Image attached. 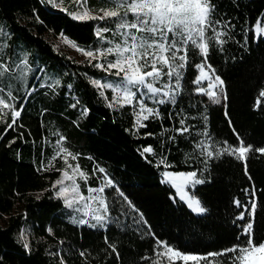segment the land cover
Wrapping results in <instances>:
<instances>
[{
    "label": "trees",
    "instance_id": "1",
    "mask_svg": "<svg viewBox=\"0 0 264 264\" xmlns=\"http://www.w3.org/2000/svg\"><path fill=\"white\" fill-rule=\"evenodd\" d=\"M76 1L0 0V19L48 73L21 89L10 69L0 85V264H243L248 248L264 245V0H203L206 16L190 38L180 23L132 29L143 72L159 44L167 56L156 62L161 74L147 78L167 94L143 91L151 114L140 125V95L111 104V90L97 84L125 85L96 55L138 22L133 0H81L93 14L114 12L85 19L72 16ZM56 35L93 57L56 49ZM200 65L220 79L223 104L196 93ZM67 169L79 192L102 195L97 215L56 195L54 180H73ZM168 171L194 173L186 190L203 215L162 181Z\"/></svg>",
    "mask_w": 264,
    "mask_h": 264
},
{
    "label": "rangeland",
    "instance_id": "2",
    "mask_svg": "<svg viewBox=\"0 0 264 264\" xmlns=\"http://www.w3.org/2000/svg\"><path fill=\"white\" fill-rule=\"evenodd\" d=\"M51 2L59 5L58 0H51ZM202 2L203 0H133L130 3L129 10L135 12L137 16H141L138 22L120 27L121 41L112 43L113 45L110 48L100 51L99 54L96 55L99 57L103 56L107 59L108 70L112 68L116 73L123 72L122 80L125 82L124 86L109 85L107 83V86H105L103 83H97L101 87V91H104L106 88L111 90V98L109 99L111 104L133 103L136 94L140 95V98L136 101L138 110L135 115V122L137 125H140L141 121L145 119L147 115L151 114V109L143 104V91L147 90L149 93L167 94L163 89H157L147 82V78L161 74L160 66L157 65L156 62L163 64L167 61V56L164 54L165 50H161L164 45L159 44L150 62L152 67L148 71L143 72L139 62L140 52L137 50L139 46V41L137 42V40L140 38H138V36L141 35H139L140 33H136L137 37L135 36L134 38L132 29L139 30V32L142 30L155 32L160 30L163 26L172 28L174 23H180L185 29H190L188 36V38H190L193 35H197L198 29L202 26L206 16L207 7L204 6ZM112 13L114 12L106 10L101 15L93 14L87 10L81 3V0L75 2L74 9L71 12L72 16L78 19H85L90 16H98L100 18ZM141 24H145V26L142 27ZM192 24L195 26L193 27ZM261 30H259V33L255 34H263V29L261 28ZM51 41L56 49L66 52L69 56L77 60L93 57V55L76 46L62 35L54 36ZM200 46L201 49H204L202 43H200ZM153 52L154 51H152V53ZM45 67L46 65H44V59L41 54L38 53L33 46H28L21 40L13 38L10 34L8 24L0 19V85L7 86L4 77L6 76L5 73H12L10 69L15 70V76L19 80L17 82L21 86V89L25 87L31 76L36 75L37 71H39L37 79L40 82L47 81L48 73ZM10 76L12 77V74H10ZM195 83L200 86L196 89V93L206 97L211 102L217 104L224 103L225 96L223 85L220 79L214 75L208 66H199L198 77ZM127 85L137 86V91L134 92L130 90V88L126 87ZM0 94L2 93L0 92ZM0 104L5 105V100L0 98ZM13 114L17 115L18 112L13 111ZM245 151L246 150L242 147L236 149V152L241 157L244 156ZM66 173L73 179V182L61 176L54 180V184L57 188L56 195L60 197L66 205L74 207L79 211L83 210L85 215H97L100 209L103 208L102 195L97 191L92 192L90 188L87 189V193L79 192L74 186V184H76L78 187L79 183L76 177L71 174V170L69 169H67ZM180 175L182 174L177 176ZM102 188L103 185L100 186L99 190L101 191ZM252 210L253 206L249 211L250 215L252 214ZM243 216L242 213L239 218H243ZM245 231L246 227L243 233ZM246 251L248 253L243 258V264H264V245L254 250L248 248ZM171 258L176 260L179 257L176 253H172ZM181 259L183 261L195 260L194 257H181Z\"/></svg>",
    "mask_w": 264,
    "mask_h": 264
},
{
    "label": "bare ground",
    "instance_id": "3",
    "mask_svg": "<svg viewBox=\"0 0 264 264\" xmlns=\"http://www.w3.org/2000/svg\"><path fill=\"white\" fill-rule=\"evenodd\" d=\"M256 32L259 33V28L256 29ZM177 175L179 174H172L170 172H167L165 173L164 178L165 180H168L169 182H171V184L174 186L178 194L187 200V203L189 204L190 207H192L195 210L199 209L198 207L199 205L197 201L192 200L190 195H188L185 190L183 191V186H185L184 183H186V185L191 183L193 179L192 176L190 174L183 175V176L182 175L177 176Z\"/></svg>",
    "mask_w": 264,
    "mask_h": 264
},
{
    "label": "water",
    "instance_id": "4",
    "mask_svg": "<svg viewBox=\"0 0 264 264\" xmlns=\"http://www.w3.org/2000/svg\"><path fill=\"white\" fill-rule=\"evenodd\" d=\"M257 25L260 26V24H257ZM256 36L259 37V34H257ZM168 172H170V171H168ZM170 173H172V174H182V175L190 174V175L192 176V178H193V175H194V173H192V172H186V173H185V172H178V173L170 172ZM162 181H163L164 183L169 184V185L173 188V190H174V192H175V197L178 198L181 202H183V203L186 205V207H187V208H188L193 214H195V215H203V214L205 213V209H203V208L201 207V205H200V203H199V201H198L197 199H196V201H197V203H198V205H199V209L195 210V209H193L192 207L189 206V204L187 203V200H186L185 198H183L182 196H180V195L178 194V192L176 191V189L174 188V186L171 184V182H169L168 180H165L164 175H162ZM193 181H194V178L192 179V182H193ZM192 182H191V183H192ZM191 183H189L188 185H186V183H184L185 186H183V191L186 190V188L191 187ZM184 187H185V189H184ZM186 192H187V190H186ZM187 194H189V193L187 192ZM240 219H242V218H240ZM250 226H251V224H250ZM248 229H249V225L246 226V231H245L243 234H247ZM194 259H195V257H194Z\"/></svg>",
    "mask_w": 264,
    "mask_h": 264
}]
</instances>
